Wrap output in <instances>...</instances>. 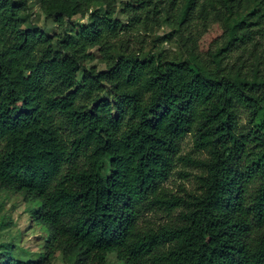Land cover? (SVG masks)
Segmentation results:
<instances>
[{
  "label": "trees",
  "instance_id": "16d2710c",
  "mask_svg": "<svg viewBox=\"0 0 264 264\" xmlns=\"http://www.w3.org/2000/svg\"><path fill=\"white\" fill-rule=\"evenodd\" d=\"M93 2L105 10L53 37L24 27L26 0H0V189L38 204L43 259L264 264V78L128 52L88 68L89 51L125 28L112 0H38L60 24ZM255 26L237 17L234 45L264 32ZM191 134L206 158L182 155ZM178 163L201 171L196 191L165 186ZM0 264L35 263L0 250Z\"/></svg>",
  "mask_w": 264,
  "mask_h": 264
},
{
  "label": "rangeland",
  "instance_id": "374dc122",
  "mask_svg": "<svg viewBox=\"0 0 264 264\" xmlns=\"http://www.w3.org/2000/svg\"><path fill=\"white\" fill-rule=\"evenodd\" d=\"M112 0L114 19L124 25L102 48L89 52L92 58L86 65L104 71L119 55L133 53L140 58L162 55L169 60H196L203 68L219 75H247L250 79L264 78V32L254 34L251 42L235 46L231 27L239 16H247L248 21L257 24L253 28L264 31V6L261 0ZM28 10L23 14L24 27L29 24L40 27L53 37L63 35L72 27L87 25L91 14L105 6L100 3L87 5L85 14L77 15L72 22L62 24L55 18L47 17L38 0H26ZM149 3V4H148ZM158 3L161 14L148 13ZM186 9H188L185 14ZM256 9L255 15L250 13ZM127 13L141 18L132 24ZM148 16V18H147ZM232 44L230 45V43ZM246 42V41H245ZM250 117L243 115L241 124L250 126ZM194 134L188 135L182 144V155L206 158L194 146ZM201 171L193 166L178 163L174 174L165 184L177 194L187 189L196 191V177ZM38 207L22 194L0 189V250H6L18 262L35 264H68L60 253L50 261L43 259L46 252V229L34 221L33 210ZM153 221L164 219L150 216ZM108 264H118L111 255Z\"/></svg>",
  "mask_w": 264,
  "mask_h": 264
}]
</instances>
